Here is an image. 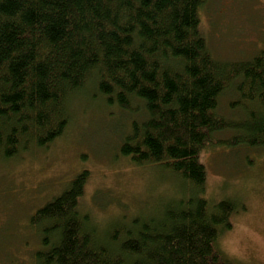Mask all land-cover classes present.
<instances>
[{"label":"trees","instance_id":"1","mask_svg":"<svg viewBox=\"0 0 264 264\" xmlns=\"http://www.w3.org/2000/svg\"><path fill=\"white\" fill-rule=\"evenodd\" d=\"M207 1L0 0V165L46 152L89 87L133 119L120 156L177 184L100 225L82 206L90 172L78 173L29 216L30 264H234L218 241L239 205L204 197L201 155L264 150V52L215 58L201 30ZM227 94L238 120L218 114Z\"/></svg>","mask_w":264,"mask_h":264},{"label":"rangeland","instance_id":"2","mask_svg":"<svg viewBox=\"0 0 264 264\" xmlns=\"http://www.w3.org/2000/svg\"><path fill=\"white\" fill-rule=\"evenodd\" d=\"M201 30L218 60H251L264 52V0H208ZM95 95L88 87L73 100L68 130L46 152L0 165V264L32 263L37 242L28 236L29 216L78 173L90 172L82 206L100 225L118 212L138 215L173 194L177 184L169 174L157 179L159 168L137 167L120 156L133 119ZM235 99L225 95L218 114L238 120L237 113L243 114L230 105ZM201 162L207 172L204 197L239 205L232 229L219 237L220 251L234 264H264V150L215 145Z\"/></svg>","mask_w":264,"mask_h":264}]
</instances>
